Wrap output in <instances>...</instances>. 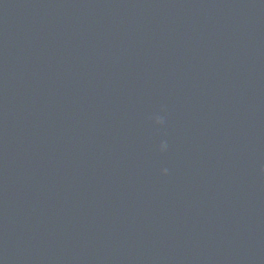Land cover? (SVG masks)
<instances>
[{
	"label": "water",
	"instance_id": "1",
	"mask_svg": "<svg viewBox=\"0 0 264 264\" xmlns=\"http://www.w3.org/2000/svg\"><path fill=\"white\" fill-rule=\"evenodd\" d=\"M0 264H264V0H0Z\"/></svg>",
	"mask_w": 264,
	"mask_h": 264
}]
</instances>
